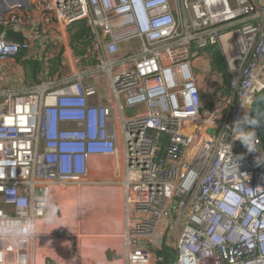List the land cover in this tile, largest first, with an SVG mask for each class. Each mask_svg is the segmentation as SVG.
<instances>
[{
    "label": "built area",
    "instance_id": "built-area-1",
    "mask_svg": "<svg viewBox=\"0 0 264 264\" xmlns=\"http://www.w3.org/2000/svg\"><path fill=\"white\" fill-rule=\"evenodd\" d=\"M50 1L55 39L85 23L92 43L68 56V75L0 90V225L16 230L0 233V264H30L51 191L82 183L96 156L125 169L127 264H152L159 242L174 264H264V143L249 126L264 91V0ZM19 7L0 0V22ZM18 30L0 29L1 64L32 50L11 40ZM211 48L225 74H197Z\"/></svg>",
    "mask_w": 264,
    "mask_h": 264
},
{
    "label": "crops",
    "instance_id": "crops-1",
    "mask_svg": "<svg viewBox=\"0 0 264 264\" xmlns=\"http://www.w3.org/2000/svg\"><path fill=\"white\" fill-rule=\"evenodd\" d=\"M18 4L21 7L14 11L2 12L0 29H12V24L17 23L19 30L11 32V40L17 43L29 40L32 50L5 65L0 63V90L34 86L37 76L47 72L46 66L57 62L63 69L68 56L78 57L72 48L70 33L61 35V41L55 39L59 33L50 0H7L8 6ZM36 26L39 32L34 31ZM45 36L51 38L52 45H44ZM211 51L202 53L204 59L196 65L197 74H202L206 66L226 73L224 59L223 68H216ZM41 62L42 67L34 76V67L30 64L41 65ZM53 72L45 74L48 79L56 74ZM124 177V167L119 172L113 159L96 156L90 160L88 176L82 183L51 191L47 218L40 223L37 238L28 250L30 264H127V255L136 245L128 238L133 207L121 186ZM149 247L152 264H164L166 251H172L171 264L175 263L174 249L170 250L161 242ZM154 250L159 251L160 260L155 257Z\"/></svg>",
    "mask_w": 264,
    "mask_h": 264
},
{
    "label": "trees",
    "instance_id": "trees-1",
    "mask_svg": "<svg viewBox=\"0 0 264 264\" xmlns=\"http://www.w3.org/2000/svg\"><path fill=\"white\" fill-rule=\"evenodd\" d=\"M70 35H72L71 45H72V48L74 49L76 56L82 57V56L86 55L88 53V51L91 47V43H92L91 33H90V30L87 27V25H85V23H80V24L76 25L75 31H73L72 34H70ZM210 51L213 53V57H214L215 62L219 63V65H220L224 59L221 51L217 48H211L207 52H210ZM30 66L34 67L33 75L35 76L37 71H38L37 64L36 63H34L33 65L30 64ZM56 66H58V64ZM219 68L222 69L223 67L219 66ZM171 252L170 251L164 252V255H165L164 264H171L172 263V261H173V255L172 254L173 253H171Z\"/></svg>",
    "mask_w": 264,
    "mask_h": 264
},
{
    "label": "rangeland",
    "instance_id": "rangeland-1",
    "mask_svg": "<svg viewBox=\"0 0 264 264\" xmlns=\"http://www.w3.org/2000/svg\"><path fill=\"white\" fill-rule=\"evenodd\" d=\"M223 55V54H222ZM41 65H37V67H38V71L41 69V67H42V65H43V62H41L40 63ZM57 65V62H56V64H55V62L53 63V64H51V66H46L44 69H47L48 70V72L50 73V70L53 72V70L55 71V72H53V73H56L53 77H51L50 76V78H57L56 76H57V74L61 77V76H63V75H68L69 73H70V68H67V65H65V67H63V69L61 68V67H58V66H56ZM215 67L216 68H218L219 66H221V64L219 65V63H216L215 62ZM37 71V72H38ZM59 71H62L61 73L59 72ZM138 114H137V112L135 111V110H131V109H129V108H126L125 110H124V116L126 117V118H133V117H136ZM71 187V186H70ZM72 187H73V185H72ZM69 188V187H68ZM68 188H62L61 186H56V187H54V190L55 189H68ZM72 189H74V188H72ZM71 190V189H70ZM176 208H177V205H176V203H173L172 204V206H171V210L167 213V223L168 224H170V222H172L173 221V216L176 214ZM170 250H175V247H172V248H169ZM154 253H155V257L158 259V260H160V255H159V251H157V250H154Z\"/></svg>",
    "mask_w": 264,
    "mask_h": 264
},
{
    "label": "water",
    "instance_id": "water-1",
    "mask_svg": "<svg viewBox=\"0 0 264 264\" xmlns=\"http://www.w3.org/2000/svg\"><path fill=\"white\" fill-rule=\"evenodd\" d=\"M249 126L264 143V91L254 101L249 113Z\"/></svg>",
    "mask_w": 264,
    "mask_h": 264
},
{
    "label": "clouds",
    "instance_id": "clouds-1",
    "mask_svg": "<svg viewBox=\"0 0 264 264\" xmlns=\"http://www.w3.org/2000/svg\"><path fill=\"white\" fill-rule=\"evenodd\" d=\"M9 225H0V233L9 236L10 238L15 235V228H12L10 231H6V229H9Z\"/></svg>",
    "mask_w": 264,
    "mask_h": 264
}]
</instances>
